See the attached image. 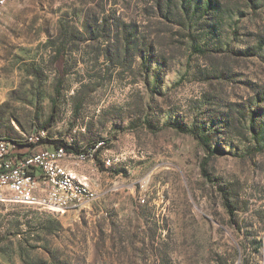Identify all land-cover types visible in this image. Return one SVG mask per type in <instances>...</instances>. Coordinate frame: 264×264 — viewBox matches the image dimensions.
<instances>
[{"label": "rangeland", "instance_id": "374dc122", "mask_svg": "<svg viewBox=\"0 0 264 264\" xmlns=\"http://www.w3.org/2000/svg\"><path fill=\"white\" fill-rule=\"evenodd\" d=\"M263 38L264 0H7L0 139L108 144L61 161L94 201L0 199V264H264Z\"/></svg>", "mask_w": 264, "mask_h": 264}, {"label": "built area", "instance_id": "2783aa9c", "mask_svg": "<svg viewBox=\"0 0 264 264\" xmlns=\"http://www.w3.org/2000/svg\"><path fill=\"white\" fill-rule=\"evenodd\" d=\"M3 1L7 0H0V6ZM37 135H44V133L41 131L32 133V136L26 139L25 148L5 146L4 141L0 144V186L7 182H15L16 187L21 183H31L37 184V189H50L57 195H65V203H55L63 205V212L76 210L78 204L83 203L78 202V195H86V201H94L97 195L91 188L90 193H83L79 190L78 185H71V178H77L73 174L63 173V170H61V175L58 179H51V169L59 167V165L52 164L54 155L93 157L96 147L91 154L67 153L63 148L55 149L45 144L37 143ZM63 176H70V184H63ZM0 195H13V193ZM33 195H36V192H32L26 197L33 198ZM42 207L53 210V205Z\"/></svg>", "mask_w": 264, "mask_h": 264}, {"label": "bare ground", "instance_id": "6f19581e", "mask_svg": "<svg viewBox=\"0 0 264 264\" xmlns=\"http://www.w3.org/2000/svg\"><path fill=\"white\" fill-rule=\"evenodd\" d=\"M6 2L7 1H3L2 5L0 6V10L3 8ZM2 143L3 141H0V144ZM4 144L5 146L16 147L15 145H12L5 141ZM78 157L81 158V160L86 158H91V157H83L82 155H79ZM64 158H66V156L63 155H54L52 157V164L59 165V167H54L51 169V179H58L59 176L61 175V170H63V173L72 174L66 168H64V166L61 165V161ZM73 160L75 159L73 158ZM108 164L110 163L108 162ZM63 184H70V176H63ZM71 185H78L79 190H81L83 193H90L89 187L84 183L80 182L79 180H77L76 178H71ZM32 192H36V195H33V198L26 197L30 195ZM12 193L13 195H10L11 200L15 202L34 204L39 206L53 205V211H59V209H63V205L55 204L56 202L65 203V195H57V193L51 191L50 189H45V188L37 189V184L21 183L19 186L16 187L15 182H7L3 186H0V194H12ZM0 199L7 201L9 200V197L8 195H0ZM78 202H83V203L78 204L77 207H81L84 204H86L87 203L86 195H78Z\"/></svg>", "mask_w": 264, "mask_h": 264}, {"label": "trees", "instance_id": "16d2710c", "mask_svg": "<svg viewBox=\"0 0 264 264\" xmlns=\"http://www.w3.org/2000/svg\"><path fill=\"white\" fill-rule=\"evenodd\" d=\"M209 3H210V4H209V7L213 8V2L210 1ZM263 45H264V38L260 41V47H259V48L262 49V46H263ZM261 99H262V98H261ZM263 99H264V94H263ZM53 107H54V106H53ZM51 119H52V117L50 118L49 121H51ZM165 128H167L166 125H164L163 127L159 128V129L157 130V132H158V131H161V130H163V129H165ZM148 129H150V130H152V131H156V130H153V129L151 128V126H148ZM176 131H177L178 133H181V132L184 131V129L181 128V127H178V128H176ZM187 133H189V134H191L192 136H194V137L198 140V142L200 143V145L204 148V150L207 152V154L209 155V156L206 157L205 161L203 162V166H204V167H205V165H207L208 157H210V156L221 155V152H220V150H219L218 147H214V148L211 147V143H210V140H211V139H209L208 137L200 135L196 130L194 131L193 129H189V130H187ZM255 134H257V131H255ZM31 136H32V134L29 135V136H27L26 139H29V137H31ZM110 140H111V139H110ZM0 141L8 142V143H10V144H12V145H15L17 148H22V147L26 146V140L24 141L25 144H24L23 141H18V140H6V139H0ZM37 143H40V144H45V143H47V144H48L50 147H52V148H55V149L63 148L67 153H75V154H81V153H82V154H91L92 150H93L95 147H96V150H97L98 148L102 147L103 144H104V145L108 144V142H106V141H102V142H100V143H98V144H95L94 146H90V147L87 148V149H84V150H77V149L74 148L72 145H70V144H68V143H66V142H64V141H51V140H44V139L42 140L40 135H37ZM262 143H263V140L259 138V139H258L259 147L256 145V146H254L253 149L256 150V151H263V150H264V145H262ZM97 146H98V147H97ZM66 156H67V155H66ZM226 207H227V210H228V211H231V207H230L228 204H226Z\"/></svg>", "mask_w": 264, "mask_h": 264}, {"label": "crops", "instance_id": "0c3cea01", "mask_svg": "<svg viewBox=\"0 0 264 264\" xmlns=\"http://www.w3.org/2000/svg\"><path fill=\"white\" fill-rule=\"evenodd\" d=\"M26 146L22 147V148H25ZM65 164V163H64ZM66 165V164H65ZM67 166V165H66Z\"/></svg>", "mask_w": 264, "mask_h": 264}]
</instances>
